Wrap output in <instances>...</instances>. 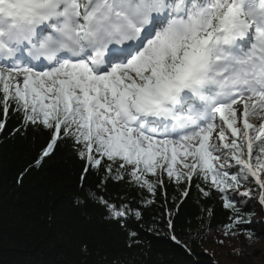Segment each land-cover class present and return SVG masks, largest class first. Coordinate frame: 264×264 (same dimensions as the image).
Returning a JSON list of instances; mask_svg holds the SVG:
<instances>
[{
    "label": "snow or ice",
    "instance_id": "snow-or-ice-1",
    "mask_svg": "<svg viewBox=\"0 0 264 264\" xmlns=\"http://www.w3.org/2000/svg\"><path fill=\"white\" fill-rule=\"evenodd\" d=\"M41 57L49 67L31 63ZM0 61L5 119L14 103L24 127L50 132L37 165L62 132L85 161L82 182L106 158L108 179L152 194L165 174L196 176L242 212L247 200L226 192L249 198L239 189L251 179L264 205V0H0ZM98 202L117 224L131 211ZM230 220L226 235L246 223Z\"/></svg>",
    "mask_w": 264,
    "mask_h": 264
},
{
    "label": "trees",
    "instance_id": "trees-1",
    "mask_svg": "<svg viewBox=\"0 0 264 264\" xmlns=\"http://www.w3.org/2000/svg\"><path fill=\"white\" fill-rule=\"evenodd\" d=\"M15 108L11 104L5 119L0 104V121L5 122L0 131V264H264L258 253L242 250L214 256L203 249L211 234L227 231L235 215H242L246 223L229 235L256 234L257 241L264 240V205L259 204L258 186L251 179L239 189L249 190V198L226 192L238 205L247 200L242 212L225 209L222 194L196 176L177 185L165 174L163 187L157 186L155 194L127 176L108 179L115 168L111 174L104 170L106 158L100 168L90 169L85 183L80 179L86 175L85 161L62 132L50 156L37 165L50 132L42 126L24 127L23 115ZM201 189L210 195L203 196ZM100 198L124 202L131 211L117 224ZM258 213L263 221L251 223ZM173 235L186 247L177 245Z\"/></svg>",
    "mask_w": 264,
    "mask_h": 264
},
{
    "label": "rangeland",
    "instance_id": "rangeland-1",
    "mask_svg": "<svg viewBox=\"0 0 264 264\" xmlns=\"http://www.w3.org/2000/svg\"><path fill=\"white\" fill-rule=\"evenodd\" d=\"M242 189L241 191H244ZM263 221L262 214L258 213L251 220V223ZM256 234L251 235H226L225 231L211 234L209 241L204 245V251L212 253L214 256H221L228 252L246 251L249 254L258 253L264 256V240L257 241Z\"/></svg>",
    "mask_w": 264,
    "mask_h": 264
}]
</instances>
